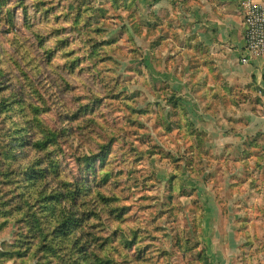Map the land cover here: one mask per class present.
Wrapping results in <instances>:
<instances>
[{
    "label": "trees",
    "instance_id": "1",
    "mask_svg": "<svg viewBox=\"0 0 264 264\" xmlns=\"http://www.w3.org/2000/svg\"><path fill=\"white\" fill-rule=\"evenodd\" d=\"M108 2L112 3L111 9L119 11L122 33L126 32L127 40L136 45L131 46L133 60L147 62L134 38L146 25L155 36L162 33L154 42L157 46L167 45L165 42L171 37L180 41L184 58L181 73L190 91L196 90L197 83L206 82L201 72L204 65H209V57L201 52L203 45L194 36L182 38L180 29L174 28L176 22L172 16L153 10L154 0L150 2L147 16L137 0H101L100 3L95 0H56V3L0 0L1 17L12 20L15 12L22 9L25 15L38 20L29 24L43 53L28 61L33 76L39 78L45 70L56 75L46 85L47 91L41 89L24 69L18 54L0 41V237L10 226L16 228L13 241L0 239V264L18 260H35L33 264H212L204 243L198 189L182 186L179 173L186 171L199 179L209 170L204 182L222 188L226 184L227 169L195 165L197 158L203 164L206 155H213L208 147L210 137L208 132L196 127L176 90H169L165 83L159 90L152 83L148 87L154 102L137 109L124 101L133 115L154 111L167 133L177 130L176 135L181 133L180 137L187 143L178 157L175 152H165L156 145L146 151L151 156L170 155L176 163L167 183L169 199L159 201L155 211V215L166 216L165 220L171 224L166 235L172 246L160 243L157 232L162 229L161 225L155 223L151 228L140 218L132 219L137 213L133 211L134 203L125 199L124 189H119L123 186L136 190L139 184L142 187L148 184L149 177L137 173L144 153L133 145L132 157L137 163L129 161L125 171L113 167L111 154L118 141L115 135H109L106 141L99 140L97 152L81 143V136L93 138L102 124L99 115L102 105L121 98L120 85L113 76V67L118 64L114 56L119 52L116 44L119 37L108 36L112 26L106 16L110 11ZM124 12L131 13V23L124 22ZM187 67L192 69L191 73ZM97 80L104 84V89ZM93 84L100 89L95 90ZM67 93L73 95V101L66 100ZM257 93H262L260 88ZM51 98L62 108L56 111L60 117L59 130L50 128L43 120L51 110L48 104ZM210 109L211 103L206 105V111ZM132 117L129 120L136 122ZM32 128H37L38 137L28 136ZM64 136L72 138L68 154L75 161L74 169L63 162L66 151L61 139ZM260 136L264 144V135L248 136L244 150L234 153V161L247 165L256 154L255 149L263 145L259 142ZM225 152L218 153L219 158ZM260 161H264V155L257 160ZM123 176L126 183L121 181ZM174 192L177 197L188 198L185 205L174 202ZM155 215L152 219L156 222ZM179 221L182 223L175 225Z\"/></svg>",
    "mask_w": 264,
    "mask_h": 264
},
{
    "label": "rangeland",
    "instance_id": "2",
    "mask_svg": "<svg viewBox=\"0 0 264 264\" xmlns=\"http://www.w3.org/2000/svg\"><path fill=\"white\" fill-rule=\"evenodd\" d=\"M11 1L12 3H15L17 0ZM37 1L38 0H29L30 3H35ZM95 1L96 3H100L101 0ZM151 1L152 0H137L138 6L146 16L148 15ZM159 1L160 0H154V4L152 5L153 10L156 13H164L172 16L173 20L176 22L174 28L178 27L180 29V36L183 37L187 34L188 30L182 19L184 18V11L187 9V6L190 4L193 5L192 3H194L195 0H168V6L156 7ZM50 2L56 3V0H46V3ZM107 7L112 8V3L108 2ZM111 8L106 15L107 20L112 24L108 29V36L119 37L118 43L116 42L119 52L114 56L118 60V64L113 67V76L120 85L118 94L121 95V98L112 102H106L102 105L99 114L102 124L97 128L93 138L87 139L81 136V143L84 147L91 148L97 152L99 151V140L106 141L109 135H115L118 138V141L114 143L111 154L113 167L115 169H125V171L128 169L127 164L129 161L137 163L135 162V158L132 157L133 152L131 147L133 145L138 152L144 153V157L141 159L137 173L149 177L148 184H144L143 187L139 184L136 187V190H128L123 186H120L119 189H124L122 193L124 194L125 199L134 203L133 211H136L137 213L133 214L132 219L136 220L140 218L146 226H150L151 228L155 226V223L161 225L162 229L157 232L160 234V243H169L172 246L171 240L166 235V233H170L169 230L171 224L165 220L166 216L159 218V213L155 215V211L158 210L156 207L159 206V201L163 202L169 199L170 193L167 190V183L172 177V173L176 168V163L172 161L170 155L165 156L162 154H154V156H151L148 155L146 151L151 148L154 149V145H156L162 148L165 152H175L174 155L178 157L180 150H185L187 143H185L182 137H180L182 136L181 133H179V136L176 135L177 130L172 133H167L160 124L157 113L151 111L142 112L140 115H133L131 108L126 105L124 101H128L137 109H143L149 102H154V95L151 94L148 87V85H151L152 83H155L156 86L160 88L159 90H162L161 84L165 83L169 90L172 91L175 87V89L179 91L177 86L180 84V79L186 80L181 73V65L184 63L183 53L181 51L182 46L180 41L177 42L172 37L165 42L168 43L167 45L157 46L154 42L157 38L162 37V33L155 36L153 32L148 31L147 26L145 25L141 27L139 34L137 33V35H134V38L137 42V47H141L144 56L147 58V62L144 61L143 63L141 59L138 61L133 60L131 46L136 45H133L127 40L126 32L122 33V23L119 22L121 18L119 11H114ZM122 17L126 24L131 23L130 20L132 19V16L130 12L122 13ZM35 19L36 18L32 17V15H25L22 9L15 12L12 20H9L8 17L0 16V41L18 54V57L22 62L21 64L26 72L28 71V74L34 78L35 84L41 89L43 88L47 91L46 85L50 84L52 77H55L56 75H52L48 70H45L43 73H40L39 78H36L33 76V70L27 65L30 59H36L43 55L42 50H40L36 43L34 34L29 28V24L34 22ZM75 47H77L76 44ZM159 69L162 71L160 72ZM156 71H159L160 74H156ZM97 81L100 82L99 80ZM144 81L147 85H144ZM100 84L104 89V84L102 82H100ZM93 88L95 90L100 89L99 86L95 84H93ZM77 92L79 94L82 93L80 89H77ZM22 94L25 95V92L22 91ZM72 97L73 95L68 93L67 96H65L66 100L69 101L72 100ZM48 104L51 107V110L44 116V123L48 124L50 128L59 130L57 125H59L58 121L60 117L56 111H61L62 108L61 106H58V103L54 102V98H51ZM71 105L73 104L71 103ZM76 107L77 105L75 104V108ZM131 116H133L132 119H136V122L129 120V117ZM28 136L31 138L38 137L37 128L30 129L28 131ZM71 141L72 138L64 136L61 139V145L63 150L66 151V155L63 156V162H66L68 166L70 165L71 168L74 169L75 161L68 154ZM212 153L213 155H206L207 157L203 164H200V159L197 158L195 160V165L211 168L224 167L228 170L229 176L232 175L230 174L229 169L234 168L236 163L242 164L243 166L241 161H234L236 158L234 157L235 154H228L229 152L226 151L223 157L219 158L220 154ZM233 172L236 171H232V173ZM187 173L188 172L186 171L179 173L182 186L186 188L196 187L207 208L212 207L214 204L215 189L220 190L219 195H222L225 200V203L222 202L224 208L229 205L228 188L226 186L222 188H219L218 186V188H215L213 187L214 185L212 182L206 184L204 181L195 178V175L193 177L189 176ZM208 173L209 170L208 172H205L201 178L206 177ZM254 174L258 175L257 177H260V173L256 172ZM125 176L121 178L122 183H126L127 179ZM207 178L210 179V176L208 175ZM174 195V202L181 205L186 204L187 197H177L176 195L178 194L175 192ZM154 215L158 219L156 222L154 221L155 218L152 219ZM181 223L182 222L179 221L176 222L175 225ZM15 231L16 228L10 226L0 239L13 241L15 239ZM35 262V260L32 262L18 260L13 264H33Z\"/></svg>",
    "mask_w": 264,
    "mask_h": 264
},
{
    "label": "crops",
    "instance_id": "3",
    "mask_svg": "<svg viewBox=\"0 0 264 264\" xmlns=\"http://www.w3.org/2000/svg\"><path fill=\"white\" fill-rule=\"evenodd\" d=\"M242 1L195 0L182 19L188 30L182 38L196 37L203 45L201 52L209 57V65H204L201 72L206 82L197 83L196 90L190 91L185 79H180L179 91L175 87L173 90L183 97L196 126L208 132V147L217 154L242 151L248 136L264 135V118L260 115L264 57H255L249 63L241 60L245 45ZM168 5V0H160L156 7ZM186 70L192 72L190 67ZM210 103L211 109L206 111ZM259 142L263 144L262 136ZM255 150L247 165L236 163L229 169L231 177L228 170L225 172L227 207L222 195L214 190V204L207 208L198 190L204 243L212 264H264V161L257 162L264 155V144Z\"/></svg>",
    "mask_w": 264,
    "mask_h": 264
},
{
    "label": "built area",
    "instance_id": "4",
    "mask_svg": "<svg viewBox=\"0 0 264 264\" xmlns=\"http://www.w3.org/2000/svg\"><path fill=\"white\" fill-rule=\"evenodd\" d=\"M245 45L241 60L249 63L255 57H264V0H243ZM264 118V104L260 109Z\"/></svg>",
    "mask_w": 264,
    "mask_h": 264
}]
</instances>
